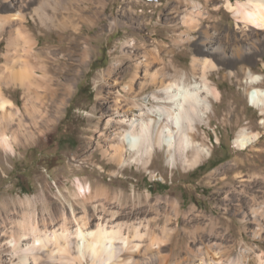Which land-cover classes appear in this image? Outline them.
I'll return each instance as SVG.
<instances>
[{
  "label": "rangeland",
  "instance_id": "374dc122",
  "mask_svg": "<svg viewBox=\"0 0 264 264\" xmlns=\"http://www.w3.org/2000/svg\"><path fill=\"white\" fill-rule=\"evenodd\" d=\"M236 1L62 0L67 10L59 6L48 12L53 18L67 16L76 26L62 29L39 21L35 9L41 0L27 1L21 19L12 17L18 4L5 8V1L0 0V97L12 101V105L0 107V118H14L11 124L0 121V132L11 134V126H19L21 132L33 133L15 144L14 151L0 145V213L10 210L15 214V207H21L19 201L42 196L50 205L80 206V180L96 193L107 188L112 196L119 195L120 200L112 198L106 207L114 212V218L123 214L122 222L157 221L169 212L173 219L169 232L162 231L163 220L154 226V234L166 242L161 251L168 255L164 264H191L196 249L206 250L209 244L221 247L224 264L243 251L244 262L250 258V264H258L256 255L246 248L263 251L264 256V233L254 234V225L242 220L238 209L251 197L264 199V113L248 102L247 93L254 84L246 82L249 73L260 74L262 82L256 86L264 87V47L249 59L244 53L239 58L228 57L229 48L244 50L239 41L245 23L227 6V2ZM193 3L200 4L202 11L196 15L197 23H182L181 16ZM114 18L118 23L111 26ZM19 29H25L34 43L35 53L30 58L35 70L41 72L39 64L47 63V71L43 76L35 74L30 88L14 82L8 74L7 54L15 53L18 62L24 54L23 43H9V34ZM204 30L213 38L206 46L201 42ZM130 40L160 50L164 63L153 69L163 66L166 72L184 75L191 83L207 79L218 89L220 96L212 98V110L197 124L196 142L210 150L209 154L200 153L197 162L170 164L163 147H157L145 165L130 158L124 163L110 158L119 127L107 120L115 114L117 99H129L118 89L132 70L123 65L115 75H103L121 55L142 58L141 51L126 44ZM161 44L173 48L161 50ZM216 44L228 48L223 59L213 50ZM257 44L262 45L261 37ZM194 59L199 63L193 73ZM115 78L123 80L116 83ZM243 129L260 135L254 145L244 149L236 144ZM188 157L192 158L190 151ZM167 198L178 201L177 216L168 207L166 211L158 207ZM36 207L41 213L39 201ZM76 213L82 214L80 207ZM89 214L94 227L100 207ZM212 222L216 225L211 230ZM6 262L2 249L0 264Z\"/></svg>",
  "mask_w": 264,
  "mask_h": 264
},
{
  "label": "bare ground",
  "instance_id": "6f19581e",
  "mask_svg": "<svg viewBox=\"0 0 264 264\" xmlns=\"http://www.w3.org/2000/svg\"><path fill=\"white\" fill-rule=\"evenodd\" d=\"M4 1L5 8L19 5L18 12L14 13L12 17L21 19L23 16L21 8L29 0ZM52 1L54 5L50 4L48 0H41L35 9L39 21L44 25L51 22L62 29L73 24L72 19L67 16L53 18L48 13L49 10L54 11L59 6L64 10L67 8L61 2L62 0ZM102 5L104 9L106 2L103 1ZM227 6L238 20L245 23L246 27L242 30L239 41L243 43L244 50L237 47L229 48L228 57L239 58L244 53L246 59H249L256 50L264 47V0H237L235 4L227 2ZM201 13L200 4L193 3L189 12L181 16V22L197 23L196 15ZM117 23L116 18L110 21L111 26ZM73 27L76 28L75 24ZM9 35L11 45L23 43L24 54L20 62H18L19 57L15 58V53L7 54L10 66L8 74L14 82L30 88L33 85L34 75L38 73L43 76L41 73L47 71V63L43 60L44 62L39 64L41 72H37L36 68L32 66V57L30 58V56L35 53V47L25 29L16 30L15 33L11 32ZM260 37L262 38L261 46L257 44ZM212 39L207 30H204L201 39L203 46H206ZM126 44L141 51L142 58L136 59L133 54L121 55L103 75L113 76L117 73V69L123 65H127V68L132 70L127 82L118 89L119 93L123 89L125 94L129 95V99L124 98L128 99L126 103L122 102L124 99H117L115 114L107 120L108 123L119 127L116 134L118 142L112 141L113 152L110 154V158L119 163H124L130 158L133 162L145 165L150 161L155 149L163 147L166 148L170 164H176L177 161L193 164L197 162L200 153L209 154L210 150L200 147L196 142V128L198 123L206 120L208 113L212 110V98H219L218 89L211 86L207 79L194 80V83L189 81V83L184 75H171L163 69V66L160 69H153L155 65L164 63L160 50L145 44L137 46L134 40L126 41ZM172 48L160 45L161 50L168 51ZM227 49L222 44L213 46V50L221 59L226 56ZM37 57L39 56L37 55ZM198 63L197 59L193 60V73L196 71ZM142 70L143 75L141 74ZM261 78L260 74L249 73L246 82L254 84V86H250L247 93L248 102L263 114L264 87L256 86L262 82ZM122 80L115 78L116 83ZM148 90L150 92L144 96ZM10 105H12L10 99L0 97V107L4 108ZM13 119L11 115H4L0 121L7 120L8 124H11ZM22 122L20 125H23ZM18 127L11 126V134L0 132V145L14 151L15 144L33 137L32 132H21L22 129ZM259 137V133H250L243 129L236 137L237 147L248 148L254 145ZM189 151L192 158L188 157ZM78 189L81 198L77 203L80 206H76L74 203L70 204L69 208L63 203L50 205L47 199L42 196L38 199L26 198L19 201L21 207H15L17 211L15 214H12L10 210L0 213V250L5 251L7 264H164L166 262L168 255L161 254L162 247L166 246V242L163 237L154 234V226L163 220L162 231L164 234L167 233L170 220L173 219L166 208H170L177 216L179 214L178 201L167 198L158 204V207L166 211V214L163 215L164 219L122 222L119 219L124 216L123 214L114 218V212L106 207L112 198L120 200L119 195L115 193L112 196L107 188H102V192L96 193L92 191L90 185L87 186V190L80 180ZM144 198L145 201L149 200L148 196ZM38 201L42 206L41 213L37 212L36 203ZM95 201L100 202L98 206L92 204ZM157 201L160 202V198ZM79 207L82 211L81 215L76 213V209ZM98 207H100L101 214L95 217L97 221L92 227L93 221L90 220L89 212L91 209L95 212ZM238 214L242 220H248L254 225V234L264 233V199L257 201L255 197H251L248 203L238 209ZM108 215L110 217L106 218ZM8 222L11 225H8ZM56 224L57 227H55ZM215 225L216 222H212L211 230L215 228ZM74 226L75 229H73ZM197 230H201L199 224L196 225ZM196 250L197 252L194 253L196 259L191 264H224L222 262L224 253L221 247L209 244L206 250H203L202 247ZM246 250L256 255L258 264H264L263 251L256 253L253 247H247ZM243 257L246 258L244 251L240 255L230 258L226 264H250V258L248 262H244Z\"/></svg>",
  "mask_w": 264,
  "mask_h": 264
},
{
  "label": "water",
  "instance_id": "95a60500",
  "mask_svg": "<svg viewBox=\"0 0 264 264\" xmlns=\"http://www.w3.org/2000/svg\"><path fill=\"white\" fill-rule=\"evenodd\" d=\"M149 1H156V0H149Z\"/></svg>",
  "mask_w": 264,
  "mask_h": 264
}]
</instances>
